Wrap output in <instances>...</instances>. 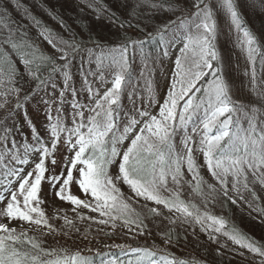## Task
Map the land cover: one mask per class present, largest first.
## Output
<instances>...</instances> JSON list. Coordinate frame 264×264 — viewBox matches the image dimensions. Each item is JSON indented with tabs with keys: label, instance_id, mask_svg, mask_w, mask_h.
Masks as SVG:
<instances>
[{
	"label": "snow or ice",
	"instance_id": "6c2138e0",
	"mask_svg": "<svg viewBox=\"0 0 264 264\" xmlns=\"http://www.w3.org/2000/svg\"><path fill=\"white\" fill-rule=\"evenodd\" d=\"M121 2L129 16L137 19L144 0ZM10 4L11 0H0V9L7 12ZM179 4L180 0H158L153 3L152 8L173 13L181 11V16L153 32H147L148 26H144L149 39L159 35L162 40V34L173 29L181 30L187 23L188 31L173 32L172 36V43L179 36H183V46L179 49L182 57L175 60L174 81L166 96L160 100L138 97L135 89L128 93L132 110L125 113L127 124L119 137L110 134L115 127L122 93L130 86V53L133 56H144L143 40H133L125 35L123 43L112 47L96 44L94 47L85 48L72 29L61 21L65 30L70 33V39L59 35L53 37V30L46 26L41 31L53 53L44 52L39 43L18 44L11 36L0 42V49H3L0 51V60L3 61L0 71L6 74L8 83L17 85L8 91H15L18 96L23 91L25 101L33 93L44 91L41 103L45 105L47 118L45 133L36 131L33 142L23 146L21 155L15 154L14 149L21 146L16 145L14 138L10 140L13 128L7 126V118L0 124V151L11 153V159L16 164L32 165L30 169L9 167L0 176V202L6 201L5 206L0 209V217L8 222L18 220L37 226L43 225L49 229V233L54 231L41 207L46 203L43 195L46 183L49 194H54L57 200L70 204L74 212L83 208L98 213L102 218L97 222L102 225L111 221L115 226L116 220L123 219L125 226L134 224L140 229L138 234L144 235L148 227L145 219L160 213L155 207L149 208L146 214L136 212L129 203L131 198L122 193L121 185H126L136 198L163 205L170 212L174 210L180 214L177 220L182 224L194 220L200 224L202 231L222 233L234 244L260 257L258 264H264V245L241 232L235 224L229 225L224 217L208 212L201 214L195 205L180 198L183 179L181 168L185 164L196 181L194 191H202L204 181L194 159L197 152L202 154L208 172L220 183L224 196L232 204H236L237 200L229 195L230 190L241 200L245 199V191L256 199L251 184L258 182L264 186V113H260L255 106L233 99L229 83L217 66L220 56L216 49L218 31L214 13L226 12L230 25L236 30L237 43L250 63L257 55L264 58V35L258 37L249 30L237 10L235 0H213L211 3L209 0H195L192 7L187 9V15L183 14ZM257 4L264 7V0H254L253 7ZM110 19L125 32L133 28L141 30L138 19L134 25L132 19H120L114 12H110ZM35 20L36 26L41 27L42 22L38 18ZM21 34H24L23 30ZM170 48L171 43L162 44L161 63L169 56ZM77 57L80 58L81 71L85 77L92 76L95 81L104 85L106 78L111 76L110 87H106L102 95L98 89L92 87V81H86L87 106L75 99L77 93L71 85L73 77L69 70ZM145 59L141 74L156 63L154 57ZM93 63L96 65L95 71L91 68L84 71V64ZM57 74L62 82H58ZM209 75L212 79L201 88L200 82ZM252 79L254 82V75ZM4 82L0 80V84ZM69 92L73 96L70 105L71 126L66 123L67 118L63 112V102ZM258 95L264 97V88L259 89ZM137 102L140 107H137ZM154 103L158 108L156 114L149 111ZM3 107L5 105L0 104V108ZM22 107L24 104L17 99L14 111H19ZM260 107L264 108V102ZM200 110H203L204 118L189 133L186 126ZM86 111L89 115L85 118ZM11 114L8 113V116ZM129 133L130 144L123 148L122 142ZM178 137L179 145L176 143ZM61 142L67 151L62 160H58L56 155ZM31 154L35 155L30 161L28 157ZM58 165L59 172L56 171ZM169 176L176 186L174 189L168 187ZM188 183L191 184V181ZM73 187L81 193L83 199L72 192ZM207 187L211 190L209 195L215 192L212 185ZM164 192H170V195L166 197ZM248 203L251 207V202ZM143 207L147 208V203ZM253 210L264 216V208L256 206ZM64 222L72 226V221L67 216L64 217ZM169 222L173 223L172 220ZM163 235L166 237V244L179 241V236L173 235L171 231ZM209 239L219 243L214 235L210 234ZM42 244V240L29 236L26 231L18 233L8 223H0V264H90L80 250L53 259V256L59 255L57 250L44 248ZM63 251L60 249V252ZM132 251L144 253L143 257L137 259L136 264L144 261L146 264H157L155 260L147 259L155 255L148 248H135ZM164 259L165 264H177L174 258ZM104 264L118 262L113 259ZM129 264L132 262L129 261ZM179 264L184 262L180 261Z\"/></svg>",
	"mask_w": 264,
	"mask_h": 264
},
{
	"label": "rangeland",
	"instance_id": "374dc122",
	"mask_svg": "<svg viewBox=\"0 0 264 264\" xmlns=\"http://www.w3.org/2000/svg\"><path fill=\"white\" fill-rule=\"evenodd\" d=\"M156 2H158V0H144L143 7H141L137 13V19L141 30L138 31L133 28L125 32L124 29H121L118 24H114L112 19H110V12H114L120 19H132V17L129 16L128 10L122 6L121 0H11L7 12L0 9V13H3L0 15L2 18L6 19L8 16L11 18L10 26L8 23L0 24V42L9 36L13 39L16 37L14 35V28H12V24L16 22L19 26L23 25V27H26V30L24 29L25 34H28V31L32 32L35 37L39 39L43 48L53 53V49L44 40L41 31L42 28L46 26L48 29L53 30V37L56 35L61 36L67 32L62 26L61 21L64 25L72 29L76 36L82 39H91L92 41L90 44L93 46L97 43H104V46L107 48L121 44L124 42L125 35L131 37L133 40L144 41L146 37H148L144 30L145 25L148 26L146 29L147 32H153L155 29H159L163 25L168 24L169 21H174L177 17L181 16V11L173 13L163 9L152 8L151 5ZM194 2L195 0H180L179 8L183 11L184 15H187V9H190ZM209 2L211 3L213 0H209ZM242 9L243 11L239 10V12L249 30L258 37L264 35V12L259 15L258 12L253 9L251 3L244 4ZM214 16L218 31L216 49L220 56V61L217 66L221 68L222 75L226 82L229 83L233 99L239 100L248 106H255L260 113H264V108L260 107V104L264 102V97L258 95L259 89L264 88V58L257 55L256 59L253 61L256 64V68L253 69V62L250 63L247 60L246 54L237 43L236 30L230 25L226 12L220 11L218 14L214 13ZM35 18H38L42 22L41 27L36 26ZM70 19H73V21H70ZM137 19H132L134 25L137 23ZM74 20L82 23L81 27L85 29V31H88V36L86 33H80ZM17 28L22 29L21 27ZM179 31H188L187 23L181 30L173 29L163 34L162 40L161 36L158 35V43L149 48L144 43V56H133L130 53L132 68L129 75L131 76V81L130 86L122 93V98L124 99L123 103L125 105L126 103L132 105V101L128 98V93L133 91V89H135L138 94L140 92L139 96H142L145 100L149 98L160 100L162 97L166 96L174 81V72L176 71L175 60L177 57H182L179 49L183 46L181 42L183 36H179V38L172 43L173 32L178 33ZM65 38L69 39L71 37L67 34ZM162 42L165 45L171 43L169 56L163 59L159 68L156 69L157 64L155 63L152 68L150 66L147 71L141 74V70L144 69L146 63L145 57H148L149 60L153 57L155 59L160 58V55L157 56L154 51H161L159 47ZM137 52H139V48H137ZM92 65V70H96L95 63ZM85 66L89 67L91 65L85 64ZM147 73H149V75H147ZM253 75L255 76L254 82L252 79ZM0 80L5 81L3 84H0V104L5 105V107L0 108V120L4 119L6 113L11 112L12 114L10 116L15 114L12 123L15 125L16 122L19 121L18 119H20L23 121V125L21 128L17 129L12 126L14 129V136L12 137H15L14 139L19 141L26 140L28 144H31L34 133L39 131L41 134H44L47 128L45 105L41 103V97L44 96L45 93L40 94L34 101H30L29 104L25 103L24 107L19 111H14L15 105L13 104L17 102L15 91H8L10 87L6 82L7 78L2 77L1 74ZM208 80L210 79H203V82L201 81L199 86L201 88L205 87ZM88 81H92V87L98 89L100 95H102L105 88L110 87L111 76L106 78L104 85H101L99 81H95L92 76ZM79 85L82 89L83 97L76 96L75 99L84 98L81 104L87 106L88 84L81 80ZM80 88L79 90L81 91ZM74 89L78 90L77 88ZM48 91L50 92L51 89L49 88ZM56 95L58 96L59 93L57 92ZM197 95H202V93H197ZM67 101L64 100L63 104L65 105ZM70 105H65L66 108L64 106L63 111H71L72 113V109H67ZM137 107H140L139 102ZM25 111L27 115H25ZM118 111L130 112V110H124L122 108ZM149 111L156 114L158 112L157 105L154 103ZM88 115L89 113L86 111L85 118ZM203 118V110L195 113L193 120L186 126L187 131L190 133L192 127L199 126ZM68 119L72 120V116L69 115ZM29 120L30 123L28 122ZM126 124L127 118L125 113L116 114L115 127L110 135L119 137L123 133ZM9 125H11V120L9 121ZM33 125H35L34 128L32 127ZM136 130L138 131V129ZM130 138L131 133L125 137L121 147L127 148L130 144ZM176 143L179 145V137ZM20 146L21 147L14 149L16 155L22 154L24 145L20 144ZM66 151L65 145L61 142L56 158L62 160ZM4 155L5 154L0 151V157H3L0 158V176L4 175L9 167L15 166L30 169L32 166L31 164H16V162L11 159V153H8L7 156ZM34 155L35 154H31L28 157L30 161L33 159ZM194 159L198 165L200 177L204 181V184L201 186L202 191H194L196 181L188 172L185 164L181 168L183 179L180 188V198L186 203L190 202L195 205L201 214L208 212L217 217H225L223 216L225 213H223L220 208L222 209L223 200L227 201L233 209V214L234 209H236L237 211L239 210L242 215L255 219L252 225L255 228V235L258 240L255 238L253 239L259 243L264 242V216H261L257 211L253 210L256 206L264 208V186L258 182L251 184L252 190L256 193V199H253L251 193L245 191V199L241 200L230 190L229 195L237 200L236 204H232L231 201L224 196L223 188L220 183L208 172L206 165H204L202 154L199 152L195 153ZM4 161L7 163L3 166ZM48 166L49 168L51 167L50 162ZM56 171H60L59 165ZM167 179L169 189H174L176 186L171 182V177L169 176ZM228 179L231 181V177ZM251 180L252 177L249 173V181ZM189 181H191V184L188 183ZM208 185H212L215 189V192L211 193V195H209L211 190L208 189ZM121 188L123 195L131 198L129 203L136 212L146 214L149 208L155 207L158 213H160V215L150 216L145 219V223L148 227L144 235L138 234L140 229L134 224L125 226L123 219L116 220L114 222L115 226H113V222L111 221L102 225L97 222L102 218L98 213L83 208L77 209L74 212L70 204L57 200L54 194H49L48 185L46 183L44 184L43 193L46 203L41 205V207L54 231L49 233V229L43 225L37 226L18 220L8 222L3 217H0V223H8V226L15 227L18 233L26 231L29 236L44 241L46 248L56 249L62 256L65 254H74L77 250H80L81 255L85 256L90 261V264H104V262L113 259L117 260L118 264H127L129 261H131L132 264H136L137 259L143 257L144 253L142 251L133 252L132 249L135 248H148L156 252V258L151 256L147 259L155 260L157 264H165V257L168 259L174 258L177 264H179L180 261H183L184 264H258L260 257L234 244L232 240L222 233H216L211 230L209 232L202 231L200 224L195 223L194 220H192L191 223L182 224L177 220L180 214L176 213L174 210L170 212L169 209L165 208L163 205H156L154 202H145L141 198H136L126 185H121ZM230 188L231 185L229 183V189ZM72 192L81 196L82 199L84 198L75 187L72 188ZM163 195L167 197L170 195V192H164ZM248 202H251V207ZM144 203H147V208L143 207ZM5 204L6 201L0 202V209H2ZM206 204L207 207L205 206ZM77 213H79V216L85 218H79ZM65 216L72 221L71 227L65 224ZM86 217H94L95 219L89 220ZM170 220H172L173 223H170ZM169 231H171L173 235L179 236L178 242L174 240L172 244L165 243L166 237L163 234ZM65 233H67V235H65ZM210 234L214 235L219 243L209 239ZM247 235L251 236L250 234ZM221 245H223V247H221ZM60 249L64 251L60 252ZM241 253H243V255H241ZM91 256L97 257L100 263H96L94 260L95 258H90ZM115 256L117 258H115ZM123 258H125V260H123ZM142 264H146V261L142 262Z\"/></svg>",
	"mask_w": 264,
	"mask_h": 264
},
{
	"label": "trees",
	"instance_id": "16d2710c",
	"mask_svg": "<svg viewBox=\"0 0 264 264\" xmlns=\"http://www.w3.org/2000/svg\"><path fill=\"white\" fill-rule=\"evenodd\" d=\"M253 2H254V0H235V3H236V6H237V10L239 11V10H242L243 11V9H242V7H243V5L244 4H246V3H251L252 4V6H253ZM253 9H255L256 10V12H258V14L260 15L261 13H263L264 12V7H261L259 4H257L255 7H253ZM10 17L8 16L6 19H4V18H2V16H0V24H2V23H8V25L10 26L11 24H10ZM70 21H73V19H70ZM74 23H75V25L76 26H78V28H79V30H80V33H86L87 34V36H88V31H85V29H83L81 26H82V23L80 22V21H75L74 20ZM17 27H21L22 29H20V28H17ZM12 28H14V35L16 36L13 40H14V42H16V43H18V44H20V43H22V42H30V43H32L33 45H35V44H37V43H39L40 45H41V47H42V49H43V51L44 52H46V53H50L49 51H47L46 49H44L43 48V46H42V44L40 43V41H39V39L37 38V37H35V35L32 33V32H30V31H28V34H25L24 33V29L26 30V27L24 26L23 27V25H21V26H19L16 22H14L13 24H12ZM69 28V27H68ZM21 30H23V33L24 34H21ZM67 34H69L70 35V33L67 31L65 34H62L61 36L63 37V38H65V36L67 35ZM163 35V34H162ZM70 37H71V35H70ZM76 38L80 41V43L85 47V48H90V47H94L93 45H91L90 44V42L92 41L91 39H82L81 37H78V36H76ZM66 39V38H65ZM70 39V38H69ZM39 41V42H38ZM158 41H159V37H158V35L155 37V38H152V39H149L148 37H146V39L144 40V42H145V45L149 48L150 46H152V45H155V44H157L158 43ZM97 44H100V45H104V43H97ZM162 44H163V42H162ZM162 44H160V47H159V50L161 49V47H162ZM146 48V47H145ZM3 49H0V51H2ZM155 52V54L157 55V56H159L160 55V51H154ZM159 52V53H158ZM80 58L79 57H77V59H76V61L73 63V66H72V68L69 70L70 71V73H71V75H72V77H73V79H72V81H71V85H72V88L74 87V88H77L78 90H75L76 91V93H77V96L78 97H83V94H82V89L80 88V81L82 80V81H84V82H86V81H88L90 78H91V76H87V77H85L84 76V74H83V72L81 71V64H80ZM255 62H257V61H255ZM258 63V62H257ZM2 64H3V61L2 60H0V66H2ZM156 64H157V66H156V69L157 68H159L160 67V64H161V62H160V58H156ZM259 66V65H258ZM153 67V65L151 66V68ZM252 67H253V69H255L256 68V64L253 62L252 63ZM89 68H93V65H91V66H89V67H87V66H85V64L83 65V69H84V71H87ZM93 71H95V70H93ZM0 74L2 75V77H5V78H7L6 77V74L5 73H3L2 71H0ZM147 75H149V73H147ZM130 76V75H129ZM77 77H79V78H77ZM211 75H209L207 78H209V79H211ZM56 78H58V81H61V78H60V76H59V74H57V77ZM130 81H131V76H130ZM6 82H7V80H6ZM203 82V81H202ZM8 83V82H7ZM8 86L10 87V88H14V87H16L17 85H13V84H10V83H8ZM73 88V89H74ZM79 88L81 89V91L79 90ZM27 90V85H25V91ZM139 92V91H138ZM42 93H44V91H39L38 93H33L31 96H29V98L25 101L24 100V92L23 91H21L20 93H19V96L17 95V93L15 92V96L17 97V99H19L23 104H29L30 103V101H34V99H36L40 94H42ZM137 93V92H136ZM140 95V92H139V94L137 93V96H139ZM83 99L84 98H78V101H79V103H82L83 102ZM68 100V101H67ZM65 101H67L66 102V104L65 105H70V103L73 101V96L71 95V92H69V93H67L66 94V98H65ZM123 101H124V99L122 98V102H121V106H120V108H122V109H124V110H132V105L131 104H128V103H126V105L123 103ZM130 102V101H129ZM16 103L17 102H15L13 105H16ZM137 104H138V102H137ZM64 104H63V107L65 106ZM65 108H66V106H65ZM67 109L68 110H70L71 108L70 107H67ZM64 112V115H65V117L67 118L66 119V123L69 125V126H71V123H72V120H69L68 119V116L69 115H71V111H63ZM127 111H118L116 114H118V113H126ZM14 116H15V114H13L12 116H8V113H6V115H5V117H4V119H2V120H0V124H3L4 122H5V119H6V122H7V126L8 127H10V128H12V126H14L16 129L17 128H21L22 127V125H23V121H21L20 119H18L19 121L18 122H16V124L14 125L13 123H12V120H13V118H14ZM11 120V125H9V121ZM12 136H14V129H13V132H12V134H11V138H10V140L12 139V138H15V137H12ZM15 140V139H14ZM33 140H34V137H33ZM21 141V142H20ZM15 140V143H16V145H29L28 143H27V141L26 140ZM33 142V141H32ZM23 151H24V148H22V153H23ZM3 152V151H2ZM3 154H5L6 156L8 155V153H5V152H3ZM4 155V156H5ZM10 155V154H9ZM7 162H3V166H4V164H6ZM3 170H4V168H3ZM2 174V173H1ZM220 203V202H219ZM219 203H218V206L220 207V205H219ZM220 210H222V212L223 213H225V215L223 214V216H225L224 218L229 222V225H231V224H235L236 225V227L241 231V232H243V233H245L246 235L247 234H250L251 236V238L253 239V238H255L256 239V235H255V228H254V226L252 225V223H253V221L255 220V219H252V218H248V217H246V216H244V215H242L241 214V212L238 210H236V209H234V214H233V209L230 207V204H228L227 203V201H225V200H223V202H222V209L220 208ZM233 214V215H232ZM231 216H232V218H231ZM258 222H260L259 220H257ZM257 233H258V230H257ZM39 240H41V239H39ZM254 240V239H253ZM256 240H258V239H256ZM260 244H262V245H264V242H261ZM42 247H44V248H46V244L44 243V241H43V244H42ZM151 251V250H150ZM155 255H157V253L155 252ZM155 255H154V257H155ZM160 255V254H159ZM110 256H114V255H110ZM62 257V254L61 253H59V255L58 256H53V259H56V258H61ZM90 258H95L94 260H95V262L96 263H100V261H99V259L97 258V257H93V256H91ZM115 258H117L116 256H115ZM156 258V257H155ZM123 260H125V258H123ZM127 264H129V263H127ZM185 264H188V263H185ZM197 264V263H196Z\"/></svg>",
	"mask_w": 264,
	"mask_h": 264
}]
</instances>
